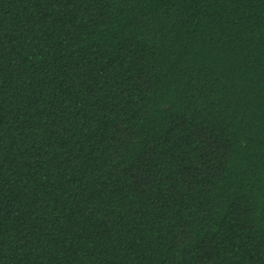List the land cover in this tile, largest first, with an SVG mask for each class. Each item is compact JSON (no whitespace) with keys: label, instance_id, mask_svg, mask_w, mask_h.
I'll return each instance as SVG.
<instances>
[{"label":"trees","instance_id":"obj_1","mask_svg":"<svg viewBox=\"0 0 264 264\" xmlns=\"http://www.w3.org/2000/svg\"><path fill=\"white\" fill-rule=\"evenodd\" d=\"M0 264H264V0H0Z\"/></svg>","mask_w":264,"mask_h":264}]
</instances>
